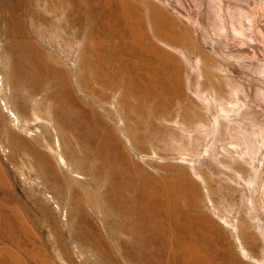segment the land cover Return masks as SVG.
<instances>
[{
	"label": "rangeland",
	"instance_id": "374dc122",
	"mask_svg": "<svg viewBox=\"0 0 264 264\" xmlns=\"http://www.w3.org/2000/svg\"><path fill=\"white\" fill-rule=\"evenodd\" d=\"M0 264H264V0H0Z\"/></svg>",
	"mask_w": 264,
	"mask_h": 264
},
{
	"label": "bare ground",
	"instance_id": "6f19581e",
	"mask_svg": "<svg viewBox=\"0 0 264 264\" xmlns=\"http://www.w3.org/2000/svg\"><path fill=\"white\" fill-rule=\"evenodd\" d=\"M130 32H131L130 37L132 39H134L136 44H138V42H139L138 35L134 32L133 29ZM140 51H142V50H140ZM138 53H141V52H138ZM139 63L143 67L137 65L136 61L133 63H122L121 62L119 66H118V64H114L111 72H107L110 74L121 75L122 77L119 79L118 82L120 83L121 87H124L125 90H127L132 95L133 98L135 97L134 92L137 91L138 89H140V91L141 90L147 91L148 85H151V86L155 85V84L164 85L168 81V79L152 76V73L150 71H148L149 66L146 65V61H140ZM121 64H124L123 68H121ZM90 67L92 68V70L89 72L90 74H88L87 70ZM78 69L80 70L79 71L80 80H81V78L86 77L87 75H89V76L92 75L93 78L95 79V81H94L95 85L98 88L110 85V79L105 77L104 75H102L100 73L101 72L100 68L93 66L88 60H86V58H84V56H83L82 51L80 52V59L78 60ZM66 88H67V91L65 92L66 101L68 103L72 102V101L78 102L77 97L74 96V94L72 92V88H70L68 85L66 86ZM112 89H114V88H112ZM147 95H148V91H147ZM73 99H75V100H73ZM70 107H71L70 105H65L62 108L56 109L55 111L59 114H63L64 116L70 118L71 121H72L73 117H75V119L78 121L79 120L78 111L74 114H71L70 113ZM87 121L88 120L85 121L84 126L86 127V129H88V131H90L92 133L93 127H90L91 124H88ZM104 142H106V141H104Z\"/></svg>",
	"mask_w": 264,
	"mask_h": 264
}]
</instances>
